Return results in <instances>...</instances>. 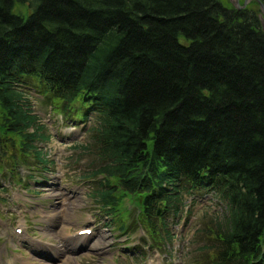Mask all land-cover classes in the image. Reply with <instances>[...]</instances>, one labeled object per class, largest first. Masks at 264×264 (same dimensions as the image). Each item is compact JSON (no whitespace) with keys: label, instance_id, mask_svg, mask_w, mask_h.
Listing matches in <instances>:
<instances>
[{"label":"trees","instance_id":"1","mask_svg":"<svg viewBox=\"0 0 264 264\" xmlns=\"http://www.w3.org/2000/svg\"><path fill=\"white\" fill-rule=\"evenodd\" d=\"M258 12L222 0H0V157L3 141L14 168L48 162L32 83L76 119L94 113L80 147L95 154L94 201L119 210L120 232L128 195L163 239L184 194L210 191L225 206L210 219L212 264H264Z\"/></svg>","mask_w":264,"mask_h":264},{"label":"rangeland","instance_id":"2","mask_svg":"<svg viewBox=\"0 0 264 264\" xmlns=\"http://www.w3.org/2000/svg\"><path fill=\"white\" fill-rule=\"evenodd\" d=\"M222 1L236 7L238 3L243 6L247 2L245 7L259 11L264 26L259 2ZM21 7L17 5L16 9H28ZM24 90L32 101L35 114L44 124L45 132L51 135L49 140L38 143L48 162L26 166L19 164L14 168L8 157L11 148L1 141L2 148H5L4 155L0 157L1 264H8L5 259L12 257L16 258L13 259L15 262L18 261L15 264H212L210 258L215 255L216 247L210 219L225 211L217 195L210 191L185 193L179 215H170L166 219L172 232L171 240L161 241L158 236L154 239L151 234L149 242L148 233L144 236L146 242L134 235L130 240L127 238L130 234L144 229L150 233L137 220L139 209L136 204L127 214L132 223L123 233L115 226L119 210L115 215H107L94 201L92 191L95 181L90 172L95 169V154L80 147L82 144L90 145L94 113L87 120H79L71 116V106L66 112L62 105L56 108L53 100L33 87L32 83ZM35 158L28 159L34 162ZM60 188L63 190L60 191ZM56 192H62L63 197L54 195ZM121 208H124L123 205ZM23 227L26 228L24 238L28 242L16 239ZM81 227H89L93 231L91 244H85L90 250L81 249L80 241L74 249L66 244L77 241L75 238L69 240L67 235L76 233ZM77 236L78 239L86 237ZM165 237L170 239L167 234ZM55 250L66 255L59 257Z\"/></svg>","mask_w":264,"mask_h":264},{"label":"water","instance_id":"3","mask_svg":"<svg viewBox=\"0 0 264 264\" xmlns=\"http://www.w3.org/2000/svg\"><path fill=\"white\" fill-rule=\"evenodd\" d=\"M258 2H259V4H260V6H261V10H262V13H263V15H264V2H262L261 0H257ZM238 2V1H237ZM247 4V2H245L244 3V5L243 6H241V5H239V3H238V6H237V8H243V7H245V5ZM261 17V16H260ZM263 18V17H262ZM262 20V19H261ZM263 24V23H262ZM263 26V25H262ZM263 29H264V26H263ZM160 211V210H159Z\"/></svg>","mask_w":264,"mask_h":264},{"label":"bare ground","instance_id":"4","mask_svg":"<svg viewBox=\"0 0 264 264\" xmlns=\"http://www.w3.org/2000/svg\"><path fill=\"white\" fill-rule=\"evenodd\" d=\"M48 194H51V193H48ZM54 195H56V196H58L60 198L63 197V193L62 192H56ZM20 236H22V234ZM7 263L8 264H13V263H15V261L14 260H11V261H7Z\"/></svg>","mask_w":264,"mask_h":264}]
</instances>
